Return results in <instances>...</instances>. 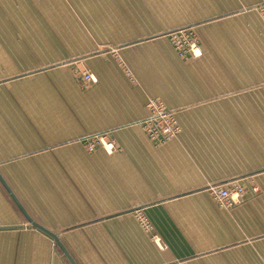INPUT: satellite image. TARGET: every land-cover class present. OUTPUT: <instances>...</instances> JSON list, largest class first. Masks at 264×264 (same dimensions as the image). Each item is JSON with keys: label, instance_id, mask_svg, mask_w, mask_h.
<instances>
[{"label": "crops", "instance_id": "1", "mask_svg": "<svg viewBox=\"0 0 264 264\" xmlns=\"http://www.w3.org/2000/svg\"><path fill=\"white\" fill-rule=\"evenodd\" d=\"M262 3L0 0V176L77 264H264ZM187 27L198 58L164 36ZM148 97L176 138L141 129ZM102 133L114 152L87 151ZM232 182L243 201L222 207L207 187ZM0 264H69L1 182Z\"/></svg>", "mask_w": 264, "mask_h": 264}, {"label": "built area", "instance_id": "2", "mask_svg": "<svg viewBox=\"0 0 264 264\" xmlns=\"http://www.w3.org/2000/svg\"><path fill=\"white\" fill-rule=\"evenodd\" d=\"M256 9L258 14L264 19V3L258 5ZM164 36L180 56L189 58H198L201 56L202 51L199 46L198 37L194 34L192 27L172 30ZM120 63L123 64V62ZM126 72L129 74L130 71L127 69ZM85 73V79L87 81L93 79V76L89 72ZM145 108L148 116L140 122V127L153 143L161 144L167 140L176 138L180 134L181 127L174 112L169 110L163 101L148 97ZM93 137L91 136L83 140L89 152L95 150L98 145L106 152H112L116 149L114 141L108 135H102V138L97 137V135ZM207 192L218 205L230 208L243 201L244 187L235 182H232L229 186L209 184ZM134 215L144 231L151 230V222L142 209H136Z\"/></svg>", "mask_w": 264, "mask_h": 264}, {"label": "water", "instance_id": "3", "mask_svg": "<svg viewBox=\"0 0 264 264\" xmlns=\"http://www.w3.org/2000/svg\"><path fill=\"white\" fill-rule=\"evenodd\" d=\"M0 182L1 184L4 186V188L6 189L7 193L9 194V196L11 197V199L15 202V204L17 205V207L19 208V210L21 211V213L24 215L26 221L34 228L40 230L41 232H43L44 234H46L47 236H49L50 238H52L54 240V242L56 243L57 247L59 248V250L62 252L63 256L66 258V260L69 262V264H77L74 259L72 258V256L70 255V253L67 251V249L65 248V246L61 243V241L59 240L57 234L51 232L50 230H47L46 228L40 226L39 224H37L36 222H34L32 220V218L27 214V212L25 211V209L23 208V206L20 204V202L17 200V198L15 197V195L13 194L12 190L9 188V186L5 183V181L1 178L0 176Z\"/></svg>", "mask_w": 264, "mask_h": 264}, {"label": "rangeland", "instance_id": "4", "mask_svg": "<svg viewBox=\"0 0 264 264\" xmlns=\"http://www.w3.org/2000/svg\"><path fill=\"white\" fill-rule=\"evenodd\" d=\"M262 18V17H261ZM264 20V19H263ZM187 28H191V27H187ZM183 29V28H182ZM192 29H193V32H194V34H196V37H198V35H197V33H196V30H195V27H192ZM198 41H199V38H198ZM199 46H200V44H199ZM201 49V48H200ZM202 51V50H201ZM113 54L114 55H116V57H117V61H119V63L120 62H123L121 59H120V57H118V55L116 54V51L115 50H113ZM124 64V63H123ZM123 64H121L120 63V65H121V67H122V70L125 72V74L127 75V77L128 78H130L131 79V81H135V80H133L134 78H133V75H132V72H129V74L126 72V70L128 69L126 66H125V64H124V66H123ZM129 70V69H128ZM129 71H131V70H129ZM85 72H87V71H84L83 69H81V68H77L76 69V75L77 76H80L83 80H85V81H87L85 78ZM91 74V73H90ZM92 75V74H91ZM94 78V77H93ZM92 80H94V79H91V80H88L87 82H91ZM165 104V103H164ZM166 105V104H165ZM167 107V106H166ZM169 110H171L172 112H174V115H175V117H176V119H177V111H175V110H172V109H169ZM177 121H178V119H177ZM179 123V122H178ZM180 125V124H179ZM181 127V126H180ZM181 129V128H180ZM97 135V137H101L102 135L104 136V135H107L106 133H102V134H95V135H92V137L93 136H96ZM147 136V135H146ZM89 137H91V136H89ZM88 138V137H87ZM94 139H95V137H93ZM102 138V137H101ZM83 146H84V148L87 150V148L85 147V144L83 143ZM98 147H100V145H98ZM102 148V147H101ZM103 149V148H102ZM88 151V150H87ZM112 152H114V151H112ZM112 152H107V153H112ZM62 253V252H61Z\"/></svg>", "mask_w": 264, "mask_h": 264}]
</instances>
